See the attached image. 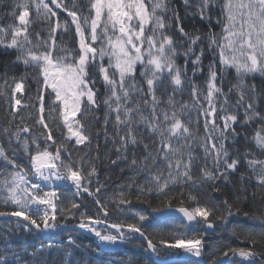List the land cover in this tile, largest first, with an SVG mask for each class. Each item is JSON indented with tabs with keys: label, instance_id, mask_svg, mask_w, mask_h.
I'll return each instance as SVG.
<instances>
[{
	"label": "snow or ice",
	"instance_id": "6c2138e0",
	"mask_svg": "<svg viewBox=\"0 0 264 264\" xmlns=\"http://www.w3.org/2000/svg\"><path fill=\"white\" fill-rule=\"evenodd\" d=\"M0 104V264H264V0H0Z\"/></svg>",
	"mask_w": 264,
	"mask_h": 264
},
{
	"label": "trees",
	"instance_id": "16d2710c",
	"mask_svg": "<svg viewBox=\"0 0 264 264\" xmlns=\"http://www.w3.org/2000/svg\"><path fill=\"white\" fill-rule=\"evenodd\" d=\"M53 7H54V6H53ZM32 92H33V93L35 92V87H34V86L32 87ZM0 108H2V104H0ZM3 116H4V112H3L2 110H0V119H2ZM231 239H232V241H233L235 244H237V245L240 243V241H239L237 238H235V237H232Z\"/></svg>",
	"mask_w": 264,
	"mask_h": 264
}]
</instances>
